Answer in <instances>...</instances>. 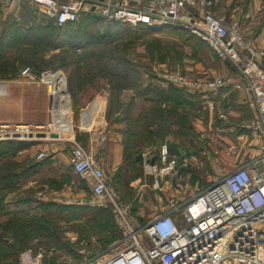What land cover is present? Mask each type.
Here are the masks:
<instances>
[{
	"label": "rangeland",
	"instance_id": "obj_1",
	"mask_svg": "<svg viewBox=\"0 0 264 264\" xmlns=\"http://www.w3.org/2000/svg\"><path fill=\"white\" fill-rule=\"evenodd\" d=\"M51 24L41 8L34 3L0 0V43L2 40L6 42L5 34H10L5 46L0 44V51L11 49L7 55L9 58L3 64L12 66L14 63L17 72L15 78H18L24 67L19 61L29 56L32 60L26 65L34 69L44 68L42 73H63L69 85L70 80L76 82L75 67L85 68L89 65L80 74L86 71L84 80L91 81L90 85L82 83L77 87L83 90L77 99L87 102L96 90L104 89L111 101V109L108 111L110 118L117 113L129 117L126 121L124 119L123 130L129 128L130 115L148 110L144 96L148 95L153 86L165 88L167 92L180 90L187 98L200 93L185 92L165 83L161 79L164 72L197 80L233 76L229 65L205 42L177 28L147 34L141 29L108 23L96 15L88 16L80 20L79 25L62 30ZM34 26L43 27L36 39H33L30 31ZM30 36L31 40L28 39ZM36 40L41 42L36 50L23 46ZM104 71L118 73L126 79L129 88L120 92L121 105L115 103L113 78L100 77ZM5 79H12L11 74H0V80ZM137 94L140 98H135ZM148 96L152 97L153 94ZM237 129L228 138V143L221 135L206 132L201 135L194 129H186L180 144L186 152V159L179 169L181 178H176V169L159 188L153 186V178L143 173L140 164L129 168L131 164L127 162L115 181L110 174L108 182L130 226L142 227L167 206L181 204L189 195L209 186L237 165L256 156L257 139L249 130ZM49 132L53 134L52 130ZM160 134L149 138L141 135L142 139L140 137L134 144L130 155L139 156L143 150L162 144L166 138L162 132ZM65 137L68 136L62 135V138ZM12 141L18 144L24 142ZM78 144L81 145L80 142ZM63 159L62 156L58 161L62 162ZM61 170V165L51 168L49 163L43 164L37 174L32 172L26 179L28 188L23 195L26 201L10 202L9 206L0 202V224L7 220L6 213L20 210L39 227L35 233L25 230V236L21 235L17 239L19 242L13 236L4 234L7 238L4 244H0V264H19L25 252H30L34 264H92L124 246L122 241L126 227L113 212L111 205L95 198L86 180L76 174H64ZM35 178L42 181L45 197L51 199L53 194L55 200L34 199L35 190H39L38 186H34ZM130 181L133 183L131 189L128 187ZM195 183H198V188L192 187ZM50 212L52 216H49ZM17 248L19 252L16 256H8L9 252Z\"/></svg>",
	"mask_w": 264,
	"mask_h": 264
},
{
	"label": "built area",
	"instance_id": "obj_2",
	"mask_svg": "<svg viewBox=\"0 0 264 264\" xmlns=\"http://www.w3.org/2000/svg\"><path fill=\"white\" fill-rule=\"evenodd\" d=\"M41 8L45 17L62 27L96 15L112 24L136 28L144 26L150 32L172 26L184 30L213 50L229 65L233 76L197 80L185 75L164 72L165 83L185 92L210 93L244 87L253 111L245 123L257 139V155L237 165L209 186L196 191L178 205L171 204L140 228H132L117 203L100 167L72 136L71 99L66 77L60 72L34 74L23 68L19 78L46 86L51 97L50 120L44 125L0 122V141L37 140L48 138L50 130L62 137L58 122L57 91L62 87L71 124L68 163L72 172L90 183L92 195L111 205L124 223L126 231L122 248L92 264H264V50L256 48L240 34L238 22L227 27L213 12L214 0H23ZM6 82L0 80V97ZM45 131V132H41ZM46 153L39 151L36 159ZM144 174L153 178L158 187L175 173L176 164L163 142L139 154ZM30 252H25L19 264H34ZM27 260V261H26Z\"/></svg>",
	"mask_w": 264,
	"mask_h": 264
},
{
	"label": "crops",
	"instance_id": "obj_3",
	"mask_svg": "<svg viewBox=\"0 0 264 264\" xmlns=\"http://www.w3.org/2000/svg\"><path fill=\"white\" fill-rule=\"evenodd\" d=\"M213 12L216 17L223 19L227 27H230L234 21L238 22L242 37L256 48L264 50V0H214ZM261 62L264 63V58L261 59ZM4 81L6 89L0 97V122L37 125L49 122L51 97L46 86L21 79L19 76ZM152 88L162 89L166 92L162 87L153 86ZM108 98V93L104 89H98L87 102L78 99L71 100L73 129L72 136L68 139L73 138L77 143L80 142L89 156L105 170L107 178L112 174L115 181L117 173L124 168L127 162L133 167H137L139 162L135 161L134 154L128 155L124 145L123 122L124 117L128 115L117 113L113 118H110L108 116ZM249 101L248 91L241 87L240 89L213 93H197L189 98L178 97L173 99L172 103L162 105L165 125L164 138H166L164 142L168 144L170 156L176 164L178 170L176 178H181L179 169L181 163L186 159V152L180 145L185 136L184 130L190 127L201 135L202 132L216 136L221 135L226 138L224 139L228 143V138L234 135L235 130L239 127L245 129V123L252 119L254 114L249 106ZM147 107H150V103ZM140 116V112L134 116L130 115L133 120H138ZM147 120L145 133L148 137L155 136L158 123L151 120L149 115ZM68 121L70 130L64 135L71 134V124L69 119ZM56 125L57 123L55 124L56 130L61 133L57 127L62 126ZM49 133L48 138L44 136L37 140H24L16 149L13 160L24 169L23 173L30 170L37 174L39 172L37 170H41L43 164L49 163L51 168L61 165V171L64 174L73 175L68 163L69 140ZM140 137L142 139L143 136ZM141 142L140 140L139 143ZM39 151L46 153L45 159H36ZM62 156L65 161L63 159L62 162H59L58 158ZM39 180L35 178L33 182L36 188L39 187V190L34 192V199L36 201L55 200L52 197L53 194L50 196L51 199L45 197L42 191V181ZM166 180L165 178L164 181ZM86 183L90 188V183L87 180ZM132 185L133 183L130 181L129 189ZM192 187L198 188V183ZM27 188L26 180L20 182L15 190L5 196L4 203L9 206L10 202L27 199L23 198Z\"/></svg>",
	"mask_w": 264,
	"mask_h": 264
},
{
	"label": "trees",
	"instance_id": "obj_4",
	"mask_svg": "<svg viewBox=\"0 0 264 264\" xmlns=\"http://www.w3.org/2000/svg\"><path fill=\"white\" fill-rule=\"evenodd\" d=\"M51 25H53V24H51ZM76 25H79V22L67 24V25L62 26V27H58V26L53 25V27H56L57 29L62 30L64 28L72 27V26H76ZM115 25L124 26V25L119 24V23H116ZM173 28L174 27L170 26V27L164 28V29H173ZM42 29H43L42 26H37V27L34 26L33 28H31L30 31L32 33L31 35L34 37L33 39L37 38V34ZM133 29H141L144 32H146L147 34L151 33L144 26H138V27L133 28ZM179 31L185 32L186 34L192 36L191 34H189L188 32H186L184 30L179 29ZM5 36L7 37V40H5V41L8 42L10 39V34L9 33L5 34L4 37ZM32 36L28 37V39L31 40ZM192 37H194V36H192ZM3 41L4 40H2L1 43L3 46H5L4 43H6V42H3ZM40 45H41L40 40H38V41L36 40L35 42H32V43L23 44V46L29 47V49H34V50H36V48L39 47ZM10 52H11V49H9V48H7L3 52H2V50L0 51V74L9 73V74H11V77L13 79V78H15L16 73H17L14 63H12V66L3 64L9 58L7 55ZM26 55H28V52H26ZM30 60H32V59L29 58V56H26V58L22 59L21 62L19 61V63L24 64L23 68L29 67L34 74L40 75L42 73V71L44 70V68L43 69H34L35 67H32L29 64L26 65L27 62H31ZM261 66L264 67V63L261 62ZM10 67H11V69H10ZM84 67L89 68L90 66L86 65ZM85 68H83V66H76L75 67V72H76V78H75L76 82L75 83H73V81L70 80L71 84L69 85V81L66 78L67 90L69 92L71 100L77 99V95L81 94V92L83 91V90L81 91V89L77 88L80 84L84 83V84H86V86L90 85L91 81L85 82V80H84V76L86 75V71L84 72V74H82V75L80 74V72ZM8 71H10V72H8ZM107 76L108 77L110 76L111 78H113V82H115V84H113L115 86V88L114 87H112V88H113V91H115V103L118 104L120 92L129 88V85H127L126 79L123 76H119L118 73H115V72L111 73L109 71H104L103 74L100 75L101 78H104V77L106 78ZM5 78H7V77H5ZM131 86L132 85H130V88H132ZM149 91L150 92H148L147 94L149 95L150 93H152L153 96L151 97V96L145 95L144 99H147V103H150V107L148 108V110L146 112H140L141 116L139 117L138 120L131 119V123L128 125L129 128L127 130L126 129L123 130L124 145H125V149H126L128 155L133 153L132 148H133L134 144H136L137 141L140 139V136L143 134H144V136H147L145 131L147 130L148 115H149V117H151V120L158 123L156 134L161 135L160 134L161 132H162V134H164L165 133L164 132V126L165 125L163 123L164 122V109H163L162 105L164 103H166V104L172 103L173 99H176L178 97H184L183 92H181L180 90L179 91L169 90V92H167V91L164 92L163 90H159L158 88H152ZM154 94H156V98L154 97ZM136 97L140 98V96L138 94L136 95ZM118 105H121L120 102ZM110 109H111V101H109V98H108V111ZM108 114H109L108 116H110L109 112H108ZM128 119H129V117H125V121ZM189 128L187 127V129H189ZM190 130H191V128H190ZM183 133H184V135L186 134V129L184 130ZM147 138H149V137H147ZM18 146H19V144L16 143L15 141H12V140L0 141V202H4L5 196L8 193L15 190L17 188V185L20 182L26 180L28 178V175L30 173H32V172H30V170H28L27 173H23L24 169H22L13 160V157L15 155V152H16V149L18 148ZM135 161L139 162V156L138 155L137 156L135 155ZM129 168H130V165H129ZM121 170L117 173L115 178H117V177L119 178ZM23 201H26V200L24 199ZM20 202H22V201H20ZM1 205L2 204L0 203V213H1V208H2ZM51 206H53V204H51ZM51 213L52 212L49 213L50 214L49 216H52ZM0 215H2V214H0ZM5 215L8 218L3 224H0V244L5 243L4 239L7 238L6 236H11V237L13 236L17 240L19 237H21V235L25 236V234H26L25 230H31L33 233H35L39 229L37 224H34L30 219H28L27 214L23 211L19 210L17 212H8ZM4 234H6V236ZM21 240H23V239H21ZM17 242H19V240H17ZM18 252H19V248L9 252L8 256H16Z\"/></svg>",
	"mask_w": 264,
	"mask_h": 264
},
{
	"label": "bare ground",
	"instance_id": "obj_5",
	"mask_svg": "<svg viewBox=\"0 0 264 264\" xmlns=\"http://www.w3.org/2000/svg\"><path fill=\"white\" fill-rule=\"evenodd\" d=\"M166 27H170V26H166ZM57 93H58V99L60 100L59 106H58L59 111H58L57 125L59 124V126L60 125L62 126V127H57V128L59 129L61 133L66 134V133H69V130H70L69 121L66 116L68 108L63 104V102H61V101L66 100L65 91L62 89V87H60Z\"/></svg>",
	"mask_w": 264,
	"mask_h": 264
}]
</instances>
